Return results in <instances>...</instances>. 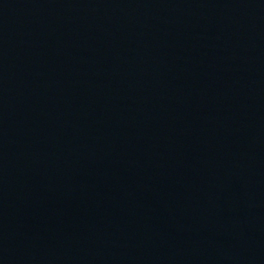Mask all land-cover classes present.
Returning a JSON list of instances; mask_svg holds the SVG:
<instances>
[{
  "label": "water",
  "instance_id": "water-1",
  "mask_svg": "<svg viewBox=\"0 0 264 264\" xmlns=\"http://www.w3.org/2000/svg\"><path fill=\"white\" fill-rule=\"evenodd\" d=\"M0 264H264V0H0Z\"/></svg>",
  "mask_w": 264,
  "mask_h": 264
}]
</instances>
